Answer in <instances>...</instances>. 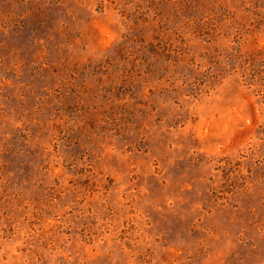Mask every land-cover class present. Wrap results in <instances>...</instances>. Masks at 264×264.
I'll use <instances>...</instances> for the list:
<instances>
[{
    "label": "rangeland",
    "instance_id": "obj_1",
    "mask_svg": "<svg viewBox=\"0 0 264 264\" xmlns=\"http://www.w3.org/2000/svg\"><path fill=\"white\" fill-rule=\"evenodd\" d=\"M0 264H264V0H0Z\"/></svg>",
    "mask_w": 264,
    "mask_h": 264
}]
</instances>
